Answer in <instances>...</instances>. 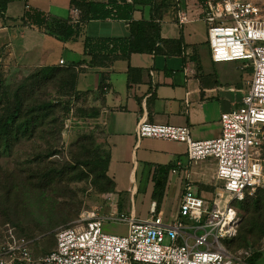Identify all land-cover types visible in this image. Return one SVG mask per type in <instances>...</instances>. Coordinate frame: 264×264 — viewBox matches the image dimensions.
<instances>
[{
    "label": "crops",
    "instance_id": "1",
    "mask_svg": "<svg viewBox=\"0 0 264 264\" xmlns=\"http://www.w3.org/2000/svg\"><path fill=\"white\" fill-rule=\"evenodd\" d=\"M201 2L152 0L151 5H139L133 19L154 20L160 36L181 40L180 46L174 43L160 53L155 50L133 53L129 60L116 59L106 66L89 65L85 40L88 36L126 37L128 20L82 21L81 10L72 0H15L8 3L5 11L0 10L2 62H9V68L28 73L36 67L58 65L64 60L62 66L83 69L78 75L77 89L92 91L91 97L102 105L104 112L103 139L110 158L108 175L115 185L114 192L109 193L111 213L146 219L151 203L156 201L163 218L172 220L179 213L167 215L165 209L171 181L175 183L174 199L178 206L187 183L203 197H211V185L219 184L215 181L213 160L191 162L185 143L136 136L137 123L143 119L158 124L188 125L194 140L213 139L221 133V114L242 104L252 78V71H247L249 67L243 66L242 61H214L205 26L201 27L194 20L184 24L178 21L180 11L188 14V10L193 9L195 12L196 6L201 8ZM161 3L167 7L158 15L154 7ZM73 9L79 10L80 23L72 22ZM28 10L41 13L44 22L34 20L33 16L25 19ZM69 25L76 34L66 38ZM100 86L105 88L103 95H100ZM159 165L172 167L160 203L153 198V174Z\"/></svg>",
    "mask_w": 264,
    "mask_h": 264
},
{
    "label": "built area",
    "instance_id": "2",
    "mask_svg": "<svg viewBox=\"0 0 264 264\" xmlns=\"http://www.w3.org/2000/svg\"><path fill=\"white\" fill-rule=\"evenodd\" d=\"M201 7L212 59L252 66L241 106L221 114V133L213 139L194 140L188 125L143 119L137 123L136 136L183 142L191 162L213 160L215 181L230 199L224 203L218 193L203 197L187 183L179 214L172 220L163 218L156 201L146 219L124 213L101 217L93 211L85 223L59 228L54 247L41 255L11 223L0 222V264H244L252 255V250L234 254L226 242L238 232L239 214L233 202L264 189V2L202 0ZM178 21H189L185 10L179 12ZM72 22L80 23L78 9L72 11ZM105 218L127 222V235L104 233ZM166 237L170 243L164 242Z\"/></svg>",
    "mask_w": 264,
    "mask_h": 264
},
{
    "label": "rangeland",
    "instance_id": "3",
    "mask_svg": "<svg viewBox=\"0 0 264 264\" xmlns=\"http://www.w3.org/2000/svg\"><path fill=\"white\" fill-rule=\"evenodd\" d=\"M195 9V12L188 10L189 20L205 26L207 32L206 24L201 21L202 7ZM9 66V62L0 64V116L11 104L14 90L33 72L23 73ZM249 68L247 71L251 72L252 66ZM88 85L92 87V82ZM25 97L27 103L49 101L54 107L32 135L15 138L5 149L0 147V222L15 223L35 253L41 255L54 247L59 228L85 223L93 211L101 217L111 213L108 210L111 195L104 191V185L108 184L104 179L108 148L103 139L104 112L99 110L94 98H77L56 81L45 80L34 87L28 86ZM95 108L98 115H90ZM211 192L221 194L224 203L230 199L220 183L211 185ZM175 194V183L171 181L165 207L167 215L179 213ZM245 200L233 202L238 210L239 226L233 242L227 243L228 248L234 254L243 250L261 252L253 264H264V233L256 225L263 222L254 223V231L250 232L246 223L251 215L245 209L248 204L264 206V199ZM261 210L264 212V208ZM256 217L259 216L255 214L253 222ZM240 229L249 231L246 238L239 237ZM102 231L127 235L128 224L105 218ZM164 242L170 243V238L166 237ZM249 258L244 259V264H251Z\"/></svg>",
    "mask_w": 264,
    "mask_h": 264
},
{
    "label": "trees",
    "instance_id": "4",
    "mask_svg": "<svg viewBox=\"0 0 264 264\" xmlns=\"http://www.w3.org/2000/svg\"><path fill=\"white\" fill-rule=\"evenodd\" d=\"M12 1L15 0H0V10L5 11L8 3ZM72 3L80 8L82 21L118 18L130 22L129 35L126 37L94 38L88 36L86 38L85 54L90 57L89 65L91 66H106L116 59L129 60L133 53H150L153 50L160 53L165 51V47L167 46L174 43L178 44V46L181 44V40L162 38L159 34V27L154 20L137 21L133 19V12L138 6L151 5L152 0H132L131 3L127 2V0H109L108 2L72 0ZM164 6L167 7V4L161 3L154 7L155 13L161 15ZM32 16L34 20L40 23L44 22V19L40 17L41 13L34 10H28L25 19L32 18ZM75 34L76 30L73 26H67L65 37L69 38ZM158 42L159 44H157ZM177 52H180V50L178 49ZM82 70L81 68L77 69L75 66H62L60 64L45 65L33 69V72H31L14 90L11 104L0 116V147L5 149L15 138H20L28 134L32 135L39 125H42L45 118L54 107L49 101H38L32 104L27 103L25 92L28 86L34 87L41 80L56 81L60 84L61 88L73 93L77 98H86V96L91 97L92 91H80L77 89L78 75ZM104 90V86H100V95L105 93ZM98 107L99 110L103 109L102 105H98ZM99 110L96 109L89 114L97 116ZM51 154L52 151L48 152L47 156ZM109 160V153L107 152L104 162V179L108 184L104 185V191L112 193L115 190V185L112 178L108 175ZM87 166L90 167V165ZM171 169V165H159L156 167L153 174V180L155 182L153 198L156 199L158 203H160L164 197L165 187ZM43 178L46 179L47 177L43 176ZM245 199L246 202L251 199H256L257 202H259L261 199H264V189H258L253 196H249ZM262 208H264V206L260 203L253 207L249 206V204L246 206V211L251 215L246 223V228H248L250 232L254 231V223L261 220L263 224L256 225L261 229V232L264 233V212L261 210ZM255 214L259 217H256V220L253 222ZM6 222L11 223L16 228V232L19 236H24L15 223L10 221L1 223ZM249 231L244 232L240 229L239 237L246 238V234ZM233 240L234 238L226 242L227 247V243L233 242ZM260 255L261 252L252 253L248 262L253 264Z\"/></svg>",
    "mask_w": 264,
    "mask_h": 264
}]
</instances>
